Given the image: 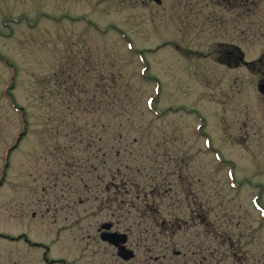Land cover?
<instances>
[{
  "label": "rangeland",
  "instance_id": "obj_1",
  "mask_svg": "<svg viewBox=\"0 0 264 264\" xmlns=\"http://www.w3.org/2000/svg\"><path fill=\"white\" fill-rule=\"evenodd\" d=\"M236 49L264 50V0H0V264H264Z\"/></svg>",
  "mask_w": 264,
  "mask_h": 264
},
{
  "label": "flooded vegetation",
  "instance_id": "obj_2",
  "mask_svg": "<svg viewBox=\"0 0 264 264\" xmlns=\"http://www.w3.org/2000/svg\"><path fill=\"white\" fill-rule=\"evenodd\" d=\"M236 51H237L236 55L234 52L229 53L231 57L234 59V61L230 62V59H229L227 63L228 65H231V66H239V65H242L244 67L250 66L251 86H252V96H253L252 108L254 112V121L256 124L254 134L258 142L260 141L263 142L264 135L261 136L260 134L263 130L259 128L258 122L261 119V121L264 123V50L260 52L258 49H256L254 58L251 59L249 62H245L243 60V54L239 50L236 49ZM221 57H222V50H221ZM221 64H222V60H221ZM112 228H113V224L111 223V227L109 231L118 232L116 230H112ZM97 231L100 234V231H101L100 227L97 229ZM55 263H58V261L56 262L50 261L49 264H55ZM61 264H64V263L61 262Z\"/></svg>",
  "mask_w": 264,
  "mask_h": 264
},
{
  "label": "water",
  "instance_id": "obj_3",
  "mask_svg": "<svg viewBox=\"0 0 264 264\" xmlns=\"http://www.w3.org/2000/svg\"><path fill=\"white\" fill-rule=\"evenodd\" d=\"M156 4H160L161 0H152ZM110 223H104L100 227L99 238L116 249V256L123 261H129L134 254L131 250L126 248L127 236L124 233L110 232Z\"/></svg>",
  "mask_w": 264,
  "mask_h": 264
},
{
  "label": "trees",
  "instance_id": "obj_4",
  "mask_svg": "<svg viewBox=\"0 0 264 264\" xmlns=\"http://www.w3.org/2000/svg\"><path fill=\"white\" fill-rule=\"evenodd\" d=\"M212 1L218 3V4H220V6H222V3H224V4H226V3H228V4H230V3H236L238 5H241V4L246 5V1L247 0H212ZM109 90L112 91V86L110 87V89H109V87L107 88L106 92H108V94H109ZM113 90H114V84H113ZM121 174L123 175V173H121V169L116 167V173H113V179H115L118 175H121ZM156 187H159V186H156L155 185V188L152 187V189H150L149 192L148 193H145L144 195H147V194L148 195L152 194L153 196L156 195V193L154 192L156 190ZM152 211L153 210L151 209V212ZM202 223L206 224L207 221H205V219L203 218L202 219ZM26 241L29 243L28 240H26ZM151 248H150V250H153L154 254H157L161 250V252H160V258L164 259V258H166V255H167V252H168L169 248H173V246L172 245L171 246L170 245L169 246H166L165 245V246L162 247L161 243L158 242V241H156L155 245L153 247H151ZM195 248L196 249L192 251V254L195 255V256H197L198 254H200L199 253L200 251L201 252H204V250H206L201 245L198 246V247H195ZM154 260H155V262H157V260H158V256L157 255L154 257Z\"/></svg>",
  "mask_w": 264,
  "mask_h": 264
}]
</instances>
